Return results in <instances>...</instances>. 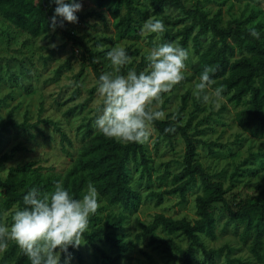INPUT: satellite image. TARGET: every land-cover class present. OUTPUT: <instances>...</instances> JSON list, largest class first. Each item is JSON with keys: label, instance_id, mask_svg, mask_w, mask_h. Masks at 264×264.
Here are the masks:
<instances>
[{"label": "trees", "instance_id": "trees-1", "mask_svg": "<svg viewBox=\"0 0 264 264\" xmlns=\"http://www.w3.org/2000/svg\"><path fill=\"white\" fill-rule=\"evenodd\" d=\"M93 1L95 7L91 11L85 14L76 13L78 20L88 23V18L94 17L107 23L108 11L114 18L116 36L120 40L141 39L142 25L149 17L163 21L166 31L158 36L159 42L173 43L188 51L192 48L198 58L191 64L193 74L190 77L199 79L205 66H213L215 68V72L211 73L215 81L213 87H222L223 95L229 102L235 107H240L236 113V121L241 129L237 142L246 139L241 136L242 133H250L259 141L264 140V22L262 20L253 22L257 12L248 18L232 17L224 23L221 12L210 16L199 7L189 8L186 0ZM78 2L82 3L83 0ZM55 7L56 5L50 0H0V16L18 31L28 34L33 39L55 38V33L61 31L66 43L72 42L73 47H77L82 52V63L92 68L98 84L100 75L109 70L106 62L101 60L107 58L109 49L95 50L85 40L86 36L72 29L67 21L64 27L51 30L50 18ZM172 9L180 10L177 18L169 16V10ZM251 28H255L260 33L259 39L250 34ZM153 36V34L149 36L152 43ZM133 48V46L125 48L130 57L139 54L140 50ZM53 55L47 59V62L53 58ZM141 58L139 64L136 65L133 60L125 66L121 70L122 74H126L130 69L139 72L145 68L146 56ZM6 64L10 65L8 60ZM70 68L71 59H68L57 68V77ZM82 71L83 68L77 78ZM8 74L11 79L13 76L22 79L9 66ZM177 87L178 85L172 92ZM95 90L96 88H93L91 93L93 94ZM167 94H163V97ZM188 95L189 92L183 95V104L175 114L176 121H172L169 117L153 122L159 132L157 142L161 139L172 141L181 136L186 149L181 160H178L179 171L172 174L171 186L162 191L153 190L149 197L156 199L157 204L160 205L166 197L176 195L184 204L188 201V193L197 187L199 192L195 197L196 216L174 217L157 213L150 223L142 224V230L136 238L148 241L150 245L160 249L165 260L171 263L198 264L199 255L202 254L208 264H219L223 249L210 247L205 238L216 237L218 224L216 207L222 205L228 212L229 220H234L237 230L240 231L241 245L240 248L235 249L237 252L229 259V264L235 262L264 264V194L248 197L235 206H232L227 198L236 182H241L243 180L241 178L246 175L256 177L264 168V146L256 152L252 151L249 159L235 163L231 173V185L224 186V183L217 179L224 174V170L210 173L199 159V143H204L212 155L218 153L214 146L221 145L219 142H208L198 137L202 120L198 126L196 125L197 127L195 126L193 132L192 122L197 117L194 112L197 113L199 106L190 113L185 123L181 122ZM9 97L11 96L6 95L0 98V103L6 102ZM75 110L76 108H71L68 115L72 116ZM14 113L15 110H10L7 119L0 123V143L10 130L36 129L45 136V132L40 128L43 124L54 128L61 138L63 153L72 159L64 170L44 164L40 159L10 164L16 160L19 152L25 149L21 143L1 154L0 224H4L6 213L13 212L15 206L24 207L23 197L34 187L41 192H47L52 190L56 181H61L70 194L79 199L86 190L87 184L92 182L100 198L122 210L118 213H110L104 218L97 211L90 218V221L95 222L94 228L86 230L82 238L96 254L100 255L101 264L129 262L135 241L125 231V224L130 214L137 212L143 204V192L136 185L135 174H140L139 185L145 176L148 177L147 184L151 182L152 157L146 144H124L106 138L90 120L79 129L80 145L74 149L73 139L60 122L50 117H39L32 123L29 121L28 111L24 114V120L18 122L14 119ZM173 125L174 131H165ZM170 173L167 167L162 178L166 179ZM187 242L188 245L185 246ZM100 243L108 245L112 252L106 251ZM242 247L246 249V254ZM231 252L232 250L229 251L228 258ZM145 254L149 264H162L152 254L148 252ZM0 264H30V261L14 241H8V247L0 257Z\"/></svg>", "mask_w": 264, "mask_h": 264}, {"label": "rangeland", "instance_id": "rangeland-1", "mask_svg": "<svg viewBox=\"0 0 264 264\" xmlns=\"http://www.w3.org/2000/svg\"><path fill=\"white\" fill-rule=\"evenodd\" d=\"M186 4L189 8L199 7L208 12L210 16L221 12V19L224 23L232 17L248 18L254 12L257 13L254 15L255 20L253 22L258 20L264 22V0H186ZM94 7L93 0H83L82 10L79 13H88ZM179 13L180 10H169L171 17L177 18ZM107 18V23L94 17L88 18V23L78 20V23H70V27L79 32L80 35H85V40L98 51L111 50L117 46L124 48L133 46L134 50H140L139 54L131 56V61L135 60L136 65L141 62V56H147L155 44H161L159 37L154 33L153 43L149 37L151 34H144L141 39L136 41L120 40L116 36L114 18L108 11ZM61 33V31L55 33V38L33 39L28 34L18 31L0 16V98L6 95L11 96L6 102L0 103V123L7 119L10 110H15L14 119L18 122L24 120L26 111L29 112V121L32 123L36 122L39 117L53 118L60 122L65 131L68 132L74 141V149H76L80 145L79 129L90 120L94 124L98 115V108L101 105V98L97 95L96 90L93 94L91 93L93 88L97 89L98 86L92 68L87 63V66L83 65L82 52L77 47H73L72 42L66 43ZM53 52H55L54 55ZM52 55L53 58L47 62V59ZM189 55V59L185 62V79L174 92L163 97V103L160 107L166 114L165 119L171 118L180 110L183 104V95L189 92L181 122L185 123L190 113L199 106L197 113L194 112L197 117L192 122L193 132L202 120V124L199 126L201 132L198 137L208 142L216 141L221 144L214 146L218 153L212 155L204 143H199V159L210 170V173L224 170V174L217 179L221 180L224 186L229 187L232 182L231 173L235 163L249 159L252 151L256 152L264 146V140L259 141L253 138L250 133H242L241 136L246 137V139L237 142L241 129L236 121V113L240 107L233 106L223 93L219 107L211 102L202 103L193 96V88L199 79L190 77L193 74L191 64L196 62L198 58L192 48H189ZM68 59H71V68L66 69L60 77H57V68ZM7 60L10 65L6 64ZM101 60H104L109 68L106 72L113 71L107 58ZM8 66L22 79L14 76L11 79L8 74ZM82 68V74L77 78ZM71 108H76L72 116L68 115ZM40 128L45 132V136L36 129L30 131L10 130L7 132L0 143V155L21 143L25 149L20 151L16 160L10 164L40 159L44 164L64 170L72 158L63 153L60 136L52 126L41 124ZM158 134V130L152 124L150 143L146 144L152 157L151 182L148 185V177L145 176L139 185L140 174H135L136 185L143 192V204L137 212L130 214L125 224V231L129 233L131 239H134L135 248L131 254V260L129 262L123 261L122 264H149L145 252L152 254L162 264H177L166 261L160 253V249L150 245L148 241L138 240L136 235L142 230V224L150 223L157 213L174 217L194 218L196 216L195 197L199 192L197 187L188 193V201L184 204L176 195L166 197L160 205L157 204L156 199L149 197L151 191H162L171 186L172 174L179 171L178 160H181L186 149V144L181 136L172 141L161 139L157 142ZM167 167L171 173L166 179H163L162 176L165 175ZM246 176L241 178L243 179L241 182H236L227 195L232 206L248 197L264 194V168L256 177ZM98 203V214L103 218L110 213H118L122 210V208L109 205L99 196ZM17 209L18 206H15L13 212L6 213L3 225L10 227L12 214ZM216 212L218 217L216 237L205 239L210 247L223 249L219 264H229V259L237 252L235 249L240 248V231L237 230L234 220H229L228 212L222 205H217ZM90 218L87 230H91L95 226V222L90 221ZM163 235L166 234L163 233ZM82 242L83 244L78 249L69 248V252L72 254L70 264H101L100 255L96 254L83 238ZM100 245L106 251L112 252L108 245L104 243H100ZM184 245L187 246L188 242ZM242 249L246 254V249L244 247ZM230 250L232 252L228 258L227 255ZM2 253L0 252V257ZM61 259L63 261V255ZM198 264H208L202 254L199 255ZM233 264H237V262Z\"/></svg>", "mask_w": 264, "mask_h": 264}, {"label": "clouds", "instance_id": "clouds-1", "mask_svg": "<svg viewBox=\"0 0 264 264\" xmlns=\"http://www.w3.org/2000/svg\"><path fill=\"white\" fill-rule=\"evenodd\" d=\"M50 2L56 5L50 18L51 30L64 27L65 21L78 23L76 13L82 10L78 0ZM165 31L163 21L149 17L142 25L141 35L154 33L159 36ZM249 32L260 38L255 28ZM107 59L113 71L99 77L96 92L101 105L94 127L106 138L120 143L148 144L153 122L166 116L160 107L163 94L171 93L185 79L189 51L173 43L155 44L146 56V67L139 72L130 69L126 74L121 70L131 63V57L124 47H113L107 52ZM214 72L213 66L204 67L193 88V96L202 103L211 102L219 107L223 89L213 87L215 81L211 73ZM171 119L176 121L177 116L173 114ZM174 130L173 125L165 131ZM23 205L12 214L10 227L0 224V252L7 249L8 241H14L30 264H70L69 248L78 249L83 244L89 218L98 211V192L89 182L77 199L61 181H56L47 192L32 188L23 197Z\"/></svg>", "mask_w": 264, "mask_h": 264}]
</instances>
